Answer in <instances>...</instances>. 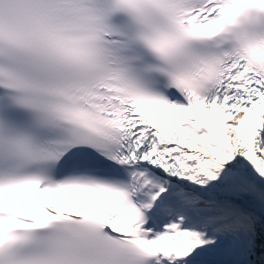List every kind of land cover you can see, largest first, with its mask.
I'll return each instance as SVG.
<instances>
[{
    "label": "snow or ice",
    "instance_id": "snow-or-ice-1",
    "mask_svg": "<svg viewBox=\"0 0 264 264\" xmlns=\"http://www.w3.org/2000/svg\"><path fill=\"white\" fill-rule=\"evenodd\" d=\"M0 264H264V0H0Z\"/></svg>",
    "mask_w": 264,
    "mask_h": 264
}]
</instances>
